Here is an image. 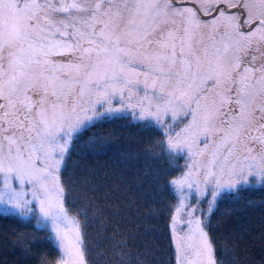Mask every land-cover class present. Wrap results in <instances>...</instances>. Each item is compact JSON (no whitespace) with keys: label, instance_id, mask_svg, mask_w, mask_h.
<instances>
[{"label":"snow or ice","instance_id":"6c2138e0","mask_svg":"<svg viewBox=\"0 0 264 264\" xmlns=\"http://www.w3.org/2000/svg\"><path fill=\"white\" fill-rule=\"evenodd\" d=\"M0 264H264V0H0Z\"/></svg>","mask_w":264,"mask_h":264}]
</instances>
